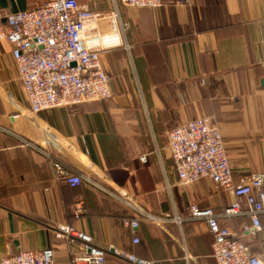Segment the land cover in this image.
Wrapping results in <instances>:
<instances>
[{"label": "crops", "instance_id": "1", "mask_svg": "<svg viewBox=\"0 0 264 264\" xmlns=\"http://www.w3.org/2000/svg\"><path fill=\"white\" fill-rule=\"evenodd\" d=\"M49 1L0 0V23ZM79 1L105 15L87 38H103L108 101L33 116L12 48L0 38V264L9 252L46 249L69 262L80 248L56 237L61 225L153 264H217L213 236L205 222L189 220V207L222 212L235 198L209 179L182 187L167 136L214 118L235 181L264 174V0H164L160 9ZM115 11L119 19L109 16ZM43 152L67 159L91 183L70 186ZM121 194L182 222L166 230L141 224L133 234L124 222L138 213ZM248 222L236 216L221 224L264 257V215L254 237L242 232ZM107 264L128 263L110 256Z\"/></svg>", "mask_w": 264, "mask_h": 264}, {"label": "built area", "instance_id": "2", "mask_svg": "<svg viewBox=\"0 0 264 264\" xmlns=\"http://www.w3.org/2000/svg\"><path fill=\"white\" fill-rule=\"evenodd\" d=\"M112 2L135 9H160L164 0ZM109 16L119 19L116 11ZM104 17L103 13L91 10L79 0H51L34 9L6 16V25L0 23V38L12 48V56L33 116L112 98L110 79L100 62L103 38H87L90 24ZM167 137L182 187L209 179L217 191L228 192L235 198L232 205L222 212L201 208L198 204L189 207V220L205 222L213 236V257L217 264H264L263 256L254 254L249 245L234 239L230 229L221 224L223 219L246 216L249 222L242 228L244 235L254 237L263 231L264 174L243 179L239 183L235 181L225 138L214 118L203 117L187 122L169 131ZM43 153L70 186L77 187L85 181L91 183L67 159L58 158L49 152ZM142 161L145 162L146 157ZM120 199L138 213L134 220L124 222L133 234H136L141 224L166 230L168 223L182 222L170 214L152 215L127 194H121ZM76 210H82L81 202L77 204ZM56 237L65 240L70 247L80 248L73 259L63 264H107L110 256L128 264H153L114 246L99 247L90 236L70 226H58ZM139 242L138 237L133 241L134 244ZM1 264L59 263L56 262L54 251L46 249L9 252Z\"/></svg>", "mask_w": 264, "mask_h": 264}, {"label": "bare ground", "instance_id": "3", "mask_svg": "<svg viewBox=\"0 0 264 264\" xmlns=\"http://www.w3.org/2000/svg\"><path fill=\"white\" fill-rule=\"evenodd\" d=\"M117 40V39H116ZM115 42V41H114Z\"/></svg>", "mask_w": 264, "mask_h": 264}]
</instances>
